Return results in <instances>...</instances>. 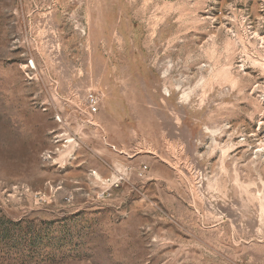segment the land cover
Instances as JSON below:
<instances>
[{
    "label": "rangeland",
    "instance_id": "1",
    "mask_svg": "<svg viewBox=\"0 0 264 264\" xmlns=\"http://www.w3.org/2000/svg\"><path fill=\"white\" fill-rule=\"evenodd\" d=\"M0 264H264V0H0Z\"/></svg>",
    "mask_w": 264,
    "mask_h": 264
},
{
    "label": "crops",
    "instance_id": "2",
    "mask_svg": "<svg viewBox=\"0 0 264 264\" xmlns=\"http://www.w3.org/2000/svg\"><path fill=\"white\" fill-rule=\"evenodd\" d=\"M96 119L98 121H96ZM96 124L98 128H102L104 131L105 129L110 130L105 124L102 113L99 117H95V125ZM116 127H118L119 130H123L122 125L117 126L116 124ZM86 142L87 143L84 144H88L87 146H80L81 148H79L78 152L74 154L72 158L68 159L70 165L74 167L71 170L65 171L64 176L126 175V168L129 166V163L125 159V156L115 153L108 146H103L97 143L93 138ZM92 171H95L96 173L94 174Z\"/></svg>",
    "mask_w": 264,
    "mask_h": 264
},
{
    "label": "built area",
    "instance_id": "3",
    "mask_svg": "<svg viewBox=\"0 0 264 264\" xmlns=\"http://www.w3.org/2000/svg\"><path fill=\"white\" fill-rule=\"evenodd\" d=\"M26 68L30 72H32L34 69H36L35 61L32 60V59L28 60V63H26ZM56 85L58 86V82L57 81H56ZM86 102H87L88 109H89L88 112L93 115V114L97 113V111L99 110L100 95L98 93L94 92V91H90V92L87 93ZM57 120L62 121V118H61L60 115H57ZM73 140H74V138H73ZM70 141H72V139L65 138L63 146H65L64 145L65 143H68ZM111 147L115 148V146H111ZM45 155H46V158H51L52 151L46 152ZM147 169H148V165L144 164L142 166V168H140L139 176H144L145 173L147 172ZM93 173L95 174V171H93Z\"/></svg>",
    "mask_w": 264,
    "mask_h": 264
}]
</instances>
